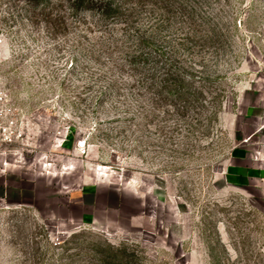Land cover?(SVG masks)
<instances>
[{
    "label": "rangeland",
    "instance_id": "obj_1",
    "mask_svg": "<svg viewBox=\"0 0 264 264\" xmlns=\"http://www.w3.org/2000/svg\"><path fill=\"white\" fill-rule=\"evenodd\" d=\"M122 2L132 30L0 0V85L26 116L0 264H264V0ZM160 49L201 95L141 96L124 60Z\"/></svg>",
    "mask_w": 264,
    "mask_h": 264
},
{
    "label": "trees",
    "instance_id": "obj_2",
    "mask_svg": "<svg viewBox=\"0 0 264 264\" xmlns=\"http://www.w3.org/2000/svg\"><path fill=\"white\" fill-rule=\"evenodd\" d=\"M13 6V2H17L19 0H6ZM25 4V13L27 15L28 23H44L47 29H58L60 26L63 27L67 23V18L63 15V11L66 7L69 10L70 14L73 16H77L80 13H93L97 12L98 16H100L99 20L95 21V24L101 23L106 26H111L114 28L123 26L124 28H130V24L133 21V17L139 11L136 9L137 7L131 6V8L126 7V2H122L123 0H20ZM129 1V0H128ZM135 4V3H133ZM136 6V5H135ZM30 9V10H29ZM67 19V20H66ZM86 21V20H85ZM111 23L109 25L108 23ZM76 23V22H75ZM164 22H162L163 24ZM79 26H86V30H93L92 23L87 22H79ZM160 26L158 23H154L152 27H150L149 33L152 34L157 27ZM117 30V29H115ZM120 31V30H119ZM147 36V35H145ZM149 36V35H148ZM152 39L153 37H148ZM147 39H140L139 44H145L149 47H155V45ZM114 47L118 49L119 43H115ZM215 42L211 43L209 46L215 47ZM218 45V43H217ZM174 50V49H171ZM159 58L156 62L157 66H148L150 54L135 51L133 54L127 59H125V63L129 62L131 65H135L137 67L136 72L139 74V80H137V84L139 87L144 88L145 92L142 93L141 96L151 95L153 97L163 96L164 99H168V96L172 94L173 88H178L179 98H186V96L194 93L192 88L189 89L190 85L187 83L185 77V69L175 68V66L170 64V57L168 55L169 51L166 49H160ZM172 54V51H171ZM176 54V53H175ZM173 54V55H175ZM172 59V57H171ZM192 85V83H191ZM133 92H135V87ZM201 92L194 93V95H201ZM138 96L139 93H138ZM99 260L101 263L107 264L108 262L103 257ZM114 257V259L117 258ZM120 263V262H119Z\"/></svg>",
    "mask_w": 264,
    "mask_h": 264
},
{
    "label": "built area",
    "instance_id": "obj_3",
    "mask_svg": "<svg viewBox=\"0 0 264 264\" xmlns=\"http://www.w3.org/2000/svg\"><path fill=\"white\" fill-rule=\"evenodd\" d=\"M25 118V112L10 91L0 85V156L6 159L23 156Z\"/></svg>",
    "mask_w": 264,
    "mask_h": 264
},
{
    "label": "crops",
    "instance_id": "obj_4",
    "mask_svg": "<svg viewBox=\"0 0 264 264\" xmlns=\"http://www.w3.org/2000/svg\"><path fill=\"white\" fill-rule=\"evenodd\" d=\"M6 158L0 156V197L4 195L8 196V190L11 188L8 182H11V173L13 172L14 165L11 163H6ZM249 172H247L248 174ZM249 175V174H248ZM263 176V175H262ZM264 180V178H263ZM118 206V205H117Z\"/></svg>",
    "mask_w": 264,
    "mask_h": 264
}]
</instances>
